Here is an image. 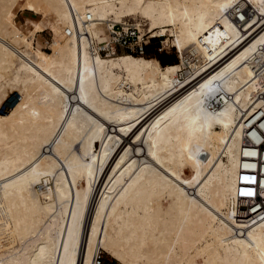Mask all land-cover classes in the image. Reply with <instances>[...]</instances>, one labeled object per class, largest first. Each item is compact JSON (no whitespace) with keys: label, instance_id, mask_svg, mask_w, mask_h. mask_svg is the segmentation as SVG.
Wrapping results in <instances>:
<instances>
[{"label":"bare ground","instance_id":"bare-ground-1","mask_svg":"<svg viewBox=\"0 0 264 264\" xmlns=\"http://www.w3.org/2000/svg\"><path fill=\"white\" fill-rule=\"evenodd\" d=\"M263 65L264 0H0V264H264Z\"/></svg>","mask_w":264,"mask_h":264},{"label":"rangeland","instance_id":"rangeland-1","mask_svg":"<svg viewBox=\"0 0 264 264\" xmlns=\"http://www.w3.org/2000/svg\"><path fill=\"white\" fill-rule=\"evenodd\" d=\"M25 11H21L19 13V17L23 22L25 21L26 16H31V17H35V18L41 17L40 14H35L32 11H28V10H25ZM142 20L144 21V22H142V25H143L144 29L147 30L149 27V25H148L149 21L139 18V22ZM128 21H129V23H131L130 26H128V27L130 29H135L136 32L138 33V31H137L138 29H136V26H135L136 21L133 18H129ZM117 25L119 27H122V28L124 27L122 24H120V25L117 24ZM116 29L118 30L117 26H116ZM151 35H152V33L147 32L148 37H150ZM153 37H156V38H152L151 42L147 44L148 45L147 50L144 49V52H141L140 50H138L136 48L130 49L128 47H124V48L120 47V49H119L120 51L118 53H134L137 55H143L147 58H153L155 56H152V57H149V56L154 55V54H158V55H161L163 58L171 59L173 62L175 61L174 63H179L181 61L180 53H179L178 49L175 46H173V44H172V38H167L165 36L158 38L157 35H155ZM35 39H36V41L39 40V44L42 45V46H39V45L37 46L38 43H36L35 44L36 48H42L47 52H51L47 46V43L51 42V40H52V33L50 30H45L43 32L37 33ZM135 39H137V38H135ZM162 43H163V45H162ZM162 46H164L163 51L159 50V47H162ZM103 54H105V53L103 52ZM156 58H158V57H156ZM170 64H173V63H170ZM16 74H17L16 69H12L11 71L6 73V78L13 79L14 75H16ZM22 77L27 78L28 75L23 74ZM20 98H21V95H20V92L18 90H13L12 92H10L8 99L0 105V112L1 113L8 112L12 108V106L17 101L20 100ZM2 148H4V147H2ZM187 174L188 175L191 174L190 169L187 171ZM99 195H100V193H99ZM102 260H103V264H119L120 263L118 260L113 258L110 254H108L104 251H102Z\"/></svg>","mask_w":264,"mask_h":264},{"label":"built area","instance_id":"built-area-1","mask_svg":"<svg viewBox=\"0 0 264 264\" xmlns=\"http://www.w3.org/2000/svg\"><path fill=\"white\" fill-rule=\"evenodd\" d=\"M238 19H239V22H243L244 19H245V13L243 10H241L238 14ZM73 19L76 23L75 28H77V30H73L70 31L69 30V34H72V33H75V34H81V30L79 29L80 28V25H79V19L77 17V14L74 13L73 11ZM89 17V16H88ZM90 20V18H88ZM119 32H118V38L117 40H114V45L116 47V50L117 51H120V47L121 48H124V47H128L130 49H138L140 50L141 52H144V49H145V46L151 42L152 38H156V37H150L148 38V40H140L139 39V33L136 32L135 29H128V30H124V28L122 27H119L118 25H116ZM138 31V30H137ZM148 37V36H147ZM164 37V36H163ZM91 38V41H93V38ZM137 38V39H135ZM160 38V37H158ZM163 45V43H162ZM112 47V46H111ZM110 47V48H111ZM159 50H164V46L162 47H159ZM107 51H109L107 48H101L100 49V52L101 53H105V55L107 54ZM264 66V65H263ZM263 167V166H262ZM262 178L259 179V181H257V179L255 180L256 182L254 183V187H255V193L253 195H251V199H253L254 201L252 203H250V205H243L244 207V210H247L249 212L255 210V211H258V210H262L264 211V196L260 193V190L261 189H264V183L262 182ZM252 204V206H251ZM254 211V212H255ZM253 213V212H252ZM264 215V214H262ZM95 264H103V260H102V252L99 253V255L96 256L95 258Z\"/></svg>","mask_w":264,"mask_h":264},{"label":"trees","instance_id":"trees-1","mask_svg":"<svg viewBox=\"0 0 264 264\" xmlns=\"http://www.w3.org/2000/svg\"><path fill=\"white\" fill-rule=\"evenodd\" d=\"M147 48H148V45L147 46H145V49L147 50ZM152 56H155V57H158L159 58V60L161 61V63L163 64V65H166V64H170V63H174L171 59H167V58H163L161 55H158V54H154V55H151V56H149V57H152Z\"/></svg>","mask_w":264,"mask_h":264},{"label":"snow or ice","instance_id":"snow-or-ice-1","mask_svg":"<svg viewBox=\"0 0 264 264\" xmlns=\"http://www.w3.org/2000/svg\"><path fill=\"white\" fill-rule=\"evenodd\" d=\"M253 193L249 192V193H246V195H252Z\"/></svg>","mask_w":264,"mask_h":264}]
</instances>
